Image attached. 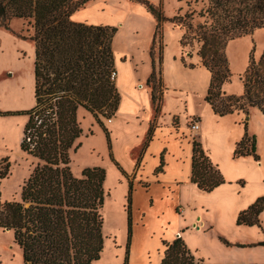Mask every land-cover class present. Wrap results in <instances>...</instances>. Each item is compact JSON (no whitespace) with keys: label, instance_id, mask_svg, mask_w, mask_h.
Masks as SVG:
<instances>
[{"label":"trees","instance_id":"1","mask_svg":"<svg viewBox=\"0 0 264 264\" xmlns=\"http://www.w3.org/2000/svg\"><path fill=\"white\" fill-rule=\"evenodd\" d=\"M90 1L0 0V27L8 29L12 19L25 21L31 31L29 40L34 45L35 57L33 107L26 112L0 113V116L28 117L20 150L37 160L21 187L19 200L0 203V229L12 232L22 264H94L100 260L104 245L100 209L104 203L106 173L100 166L83 168L78 178L71 172L70 155L81 147L78 140L83 133L78 121L79 110L86 111L95 120L104 135L110 161L128 178L114 162L109 132L99 120V115L113 117L119 104L114 79L110 78L115 72L112 42L117 28L71 20L72 14ZM129 1L144 6L156 22L150 49L152 71L146 80L154 117L160 111L163 94L161 26L169 21L184 27L180 45L185 48L195 43L196 55L210 73L204 101L220 117L241 112L246 118L244 134L236 143L232 158L251 156L258 161L255 137L247 131V117L253 108L264 115V50L258 58L251 50L247 66L239 76L243 86L240 96L226 95L222 87L232 78L226 46L264 28V0H202L199 10H196V0H178L184 1L188 9L170 19L165 18L160 5L147 0ZM182 62L185 64L183 58ZM153 126L154 121L149 125L143 148L151 138ZM162 167L160 160L155 172H161ZM7 168L6 163L0 180L7 176ZM190 182L203 192H211L224 183L219 169L196 140L192 142ZM127 187L124 208L127 236L122 264H129L132 235L133 187L129 180ZM263 211L264 196L241 211L235 224L261 229L259 216ZM223 243L229 246L226 241ZM162 246L159 264H205L189 253L180 238L162 241Z\"/></svg>","mask_w":264,"mask_h":264},{"label":"crops","instance_id":"2","mask_svg":"<svg viewBox=\"0 0 264 264\" xmlns=\"http://www.w3.org/2000/svg\"><path fill=\"white\" fill-rule=\"evenodd\" d=\"M116 1L119 0H92L74 12L71 20L90 26L117 28L112 51L116 74L114 86L119 95V104L105 128L109 132L114 162L132 182V205L136 194L142 192L147 205L171 203L179 214L186 216L184 223L188 220L195 225L201 221L196 230L208 225L217 230L218 236L233 243L231 245L237 243L233 235L244 231L255 235L252 239L256 243L250 246H262V227L237 226L235 221L241 211L264 196V115L253 108L247 117V131L255 137L259 160L255 161L251 156L233 159L235 145L244 134L243 121L246 118L241 112L222 117L213 112L204 101L210 73L201 65L196 52L190 53L180 45L184 27L166 21L161 26L160 40L163 94L160 111L154 117L146 80L152 71L150 49L156 22L144 6L122 0L133 14V21L128 25L134 32L133 37L119 39L125 8ZM147 1L155 6L160 5L166 19L177 13L183 14L188 9L184 1L175 0L168 10L165 9V0ZM249 50L245 37L231 41L226 46L225 53L232 73L230 82L222 87L226 95L242 94L239 76L247 66ZM195 119L199 122L197 133L189 127ZM152 121L151 138L143 148ZM193 140L201 144L202 150L219 169L224 180L211 192H203L190 182ZM136 149H139V153L134 159ZM160 160L163 162L162 171L156 173ZM122 177L127 184L128 180ZM263 218L264 211L259 216L260 224ZM179 236L178 232L174 233V238ZM215 246L226 250L218 242ZM161 258L147 263L159 264ZM225 263L251 264L247 261Z\"/></svg>","mask_w":264,"mask_h":264},{"label":"rangeland","instance_id":"3","mask_svg":"<svg viewBox=\"0 0 264 264\" xmlns=\"http://www.w3.org/2000/svg\"><path fill=\"white\" fill-rule=\"evenodd\" d=\"M196 1V10H199L203 6L202 0ZM116 2H120L125 8L118 38L133 37L134 31L128 25L133 21L131 9L122 0ZM174 2L175 0H165V9H170ZM30 35L31 31L23 20H10L8 29L0 27V113L26 112L33 107L35 57L34 45L29 40ZM244 37L249 44V54L253 50L254 57L258 58L264 50V28ZM185 48L192 53L196 52L197 45L191 43L190 47ZM157 49L156 42L153 49L155 59ZM148 88L150 90V87ZM27 120L26 115L0 116V173L5 170L6 163L8 165L7 176L0 180V203L19 200L21 187L37 164L36 159L20 150L23 128ZM99 120L105 127L109 125L108 120H112V117L99 115ZM78 121L83 133L78 140L81 147L70 155L72 174L78 178L83 168L93 166L102 167L106 173L103 183L104 203L100 209L104 245L100 260L94 264H122L127 236L124 208L128 187L109 161L104 135L92 116L84 110H79ZM138 153L139 149H136L134 159ZM185 218L186 216L179 214L171 203L156 202L147 205L143 193L138 192L134 204L131 205L132 235L128 263L146 264L147 261L159 260L164 250L162 241L172 242L176 239L174 233L178 232V238L183 241L189 253L205 264H227L225 262L228 261L264 264V246H250L256 243L252 239L254 234L244 231L235 233L232 238L237 243L231 245L233 243L230 244L221 235L218 236L214 228L205 225L196 230L201 221L192 225L188 220L184 223ZM261 227L264 233V218ZM217 242L226 250L217 248ZM0 264H22L21 252L13 241L12 232L3 229H0Z\"/></svg>","mask_w":264,"mask_h":264},{"label":"built area","instance_id":"4","mask_svg":"<svg viewBox=\"0 0 264 264\" xmlns=\"http://www.w3.org/2000/svg\"><path fill=\"white\" fill-rule=\"evenodd\" d=\"M115 72H112L111 75H110V78L113 80L115 79ZM111 120H108V122H110ZM190 130L194 133H197L199 131V122L198 120H192L190 122Z\"/></svg>","mask_w":264,"mask_h":264},{"label":"water","instance_id":"5","mask_svg":"<svg viewBox=\"0 0 264 264\" xmlns=\"http://www.w3.org/2000/svg\"><path fill=\"white\" fill-rule=\"evenodd\" d=\"M260 245L264 246V242L260 243Z\"/></svg>","mask_w":264,"mask_h":264}]
</instances>
